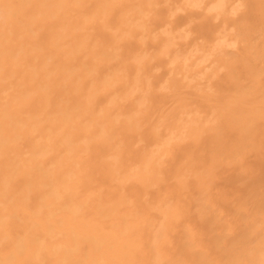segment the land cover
Listing matches in <instances>:
<instances>
[{
	"label": "bare ground",
	"instance_id": "bare-ground-1",
	"mask_svg": "<svg viewBox=\"0 0 264 264\" xmlns=\"http://www.w3.org/2000/svg\"><path fill=\"white\" fill-rule=\"evenodd\" d=\"M0 264H264V0H0Z\"/></svg>",
	"mask_w": 264,
	"mask_h": 264
},
{
	"label": "rangeland",
	"instance_id": "rangeland-1",
	"mask_svg": "<svg viewBox=\"0 0 264 264\" xmlns=\"http://www.w3.org/2000/svg\"><path fill=\"white\" fill-rule=\"evenodd\" d=\"M195 36H196V35H195ZM195 36H194V37H195ZM226 182H228V183H226ZM226 182L224 181V182H222V183H226L225 185H227V184H229V183H230V181H226Z\"/></svg>",
	"mask_w": 264,
	"mask_h": 264
}]
</instances>
